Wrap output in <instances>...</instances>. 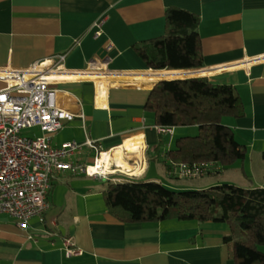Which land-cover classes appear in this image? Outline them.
<instances>
[{
	"label": "crops",
	"instance_id": "0c3cea01",
	"mask_svg": "<svg viewBox=\"0 0 264 264\" xmlns=\"http://www.w3.org/2000/svg\"><path fill=\"white\" fill-rule=\"evenodd\" d=\"M171 6L200 17L204 65L197 69L212 72L205 76L215 82L232 84L241 97L243 114L223 118L247 146L245 159L232 165L241 168L247 181L235 184L264 186V0H0V89L7 71L65 54V68L81 77L57 87L64 91L63 104L83 115L56 132L52 144L92 138L103 150H112L127 137L143 134L144 162L128 160L142 164L136 177L157 180L149 174L150 152L170 160L167 150L176 137L189 133L187 127L175 128L173 137L158 131L146 103L159 81L152 80L155 73L168 69L148 68L135 46L164 34ZM101 17L99 27L95 22ZM91 61L108 82L100 99L96 80L85 74ZM93 157L84 146L71 160L86 165ZM215 167L214 185L222 183L225 171ZM120 175L110 179L122 180ZM103 179L108 181L84 172H59L49 194L50 209L43 219L32 217L27 229L0 211V264H236L225 240L227 224L121 221L108 211ZM69 236L81 254L66 253L64 238Z\"/></svg>",
	"mask_w": 264,
	"mask_h": 264
},
{
	"label": "trees",
	"instance_id": "16d2710c",
	"mask_svg": "<svg viewBox=\"0 0 264 264\" xmlns=\"http://www.w3.org/2000/svg\"><path fill=\"white\" fill-rule=\"evenodd\" d=\"M164 34L137 44L148 68L189 69L204 65L200 17L171 6L165 13ZM146 109L157 126H196V134L176 137L163 159L175 176L172 162L213 163L228 168L245 159L247 146L237 140L225 116H241L236 88L208 76L159 80L150 90ZM163 140H161L162 142ZM264 157V154H263ZM213 170H217L215 167ZM108 211L124 222L165 219L225 223V236L236 264H264V186L243 187L222 182L207 188H173L158 180L138 177L108 179L103 190Z\"/></svg>",
	"mask_w": 264,
	"mask_h": 264
},
{
	"label": "built area",
	"instance_id": "2783aa9c",
	"mask_svg": "<svg viewBox=\"0 0 264 264\" xmlns=\"http://www.w3.org/2000/svg\"><path fill=\"white\" fill-rule=\"evenodd\" d=\"M104 18L95 22L97 26H102ZM64 59L65 54H58L26 69L9 70L3 75L6 85L0 89V211L10 214L24 229L29 227L32 217L43 219L50 209L49 194L59 172L71 170L108 179L122 173L117 171L119 166L114 159H110L108 167L106 163L101 166L99 160L103 152L111 153V150H103L92 138H87L84 143L71 140L61 146L52 144L56 132L76 116L83 115L63 104L61 94L64 91L57 87L59 82L67 79H56V74L73 76L65 68ZM94 69L101 68L91 61L85 74ZM34 127H38L42 134L22 133L23 129ZM157 129L171 137L175 134L174 126H157ZM84 146L94 152L93 162L86 165L73 162L71 157ZM172 164L173 173L179 177L195 178L215 172L213 163ZM93 167L95 170H90ZM64 246L69 255L82 253L71 236L64 238Z\"/></svg>",
	"mask_w": 264,
	"mask_h": 264
},
{
	"label": "bare ground",
	"instance_id": "6f19581e",
	"mask_svg": "<svg viewBox=\"0 0 264 264\" xmlns=\"http://www.w3.org/2000/svg\"><path fill=\"white\" fill-rule=\"evenodd\" d=\"M186 72L182 69H173V70H163V71H157L155 73V76L152 78V80H160V79H172L177 77H182V73ZM197 75L204 76L207 74H211L212 72H209L206 69H200L197 71ZM99 71H91L90 72V78H93L96 80L98 85V97L100 99L101 96L106 95V87H107V80L101 76ZM69 75V74H68ZM68 75H62L60 73L56 74V79H73V78H79L81 76H68ZM88 77V76H83ZM145 141H144V135L143 134H137L129 136L125 139V141L115 147L110 152L104 151L102 154V157L100 158L99 162L102 163L101 166L108 167L110 164V159H114L116 163L119 166V169L117 171H120L124 174L128 175H138L142 172V164L139 166H134L132 162H130L128 159H134L136 162H140L141 160L144 162V147H145ZM90 170H95V167L90 168Z\"/></svg>",
	"mask_w": 264,
	"mask_h": 264
},
{
	"label": "rangeland",
	"instance_id": "374dc122",
	"mask_svg": "<svg viewBox=\"0 0 264 264\" xmlns=\"http://www.w3.org/2000/svg\"><path fill=\"white\" fill-rule=\"evenodd\" d=\"M92 71H102L100 69H94ZM187 133L189 134H196L198 132V129L196 126H188L187 127ZM23 134H30V135H41L40 129L37 127L34 128H26L23 129L22 131ZM168 135V134H167ZM94 153V152H93ZM151 160H150V169H149V174H154L158 179L163 180L164 184L167 185L168 187H172L169 184L173 183L172 185H177V186H195V187H209L214 184L213 181H216L218 178H216L217 175H214L213 173H205L202 176L195 177V178H186V177H177V176H170L167 172L166 164L164 163L163 159H165L163 156H161L160 152H150ZM91 163L93 162L92 160L90 161ZM221 170H225L222 172V175L219 177L222 181L221 182H228L232 181L230 183H245L247 180L240 167H226L222 168ZM227 170V171H226ZM122 180L125 178H129L128 175L122 174ZM264 177V175H263ZM157 179V180H158ZM224 179H231V180H224ZM104 183H108L107 179H103ZM159 180V181H160ZM237 181V182H233ZM169 183V184H168ZM261 249L264 250V246H261Z\"/></svg>",
	"mask_w": 264,
	"mask_h": 264
},
{
	"label": "water",
	"instance_id": "95a60500",
	"mask_svg": "<svg viewBox=\"0 0 264 264\" xmlns=\"http://www.w3.org/2000/svg\"><path fill=\"white\" fill-rule=\"evenodd\" d=\"M182 70H184L186 72L182 73V75H183L182 77H177V78H188V77L200 76V75H197V73H198L197 68H189V69H182ZM172 79H174V78H172Z\"/></svg>",
	"mask_w": 264,
	"mask_h": 264
}]
</instances>
